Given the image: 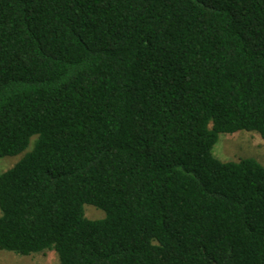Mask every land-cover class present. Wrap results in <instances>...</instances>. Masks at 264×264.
<instances>
[{
    "label": "trees",
    "instance_id": "1",
    "mask_svg": "<svg viewBox=\"0 0 264 264\" xmlns=\"http://www.w3.org/2000/svg\"><path fill=\"white\" fill-rule=\"evenodd\" d=\"M241 131L264 141V0H0V250L264 264V166L212 153Z\"/></svg>",
    "mask_w": 264,
    "mask_h": 264
},
{
    "label": "rangeland",
    "instance_id": "2",
    "mask_svg": "<svg viewBox=\"0 0 264 264\" xmlns=\"http://www.w3.org/2000/svg\"><path fill=\"white\" fill-rule=\"evenodd\" d=\"M212 153L214 157L223 162L254 158L264 166V141L255 132L241 131L232 135L221 134ZM21 155L0 158V174L10 169ZM84 215L87 219L97 220L103 218L104 213L93 206L85 205ZM0 264H59V260L54 251L18 256L0 250Z\"/></svg>",
    "mask_w": 264,
    "mask_h": 264
}]
</instances>
